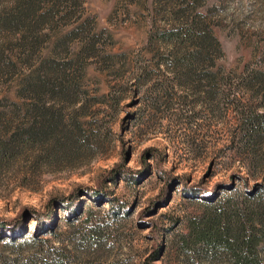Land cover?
<instances>
[{
    "label": "rangeland",
    "instance_id": "1",
    "mask_svg": "<svg viewBox=\"0 0 264 264\" xmlns=\"http://www.w3.org/2000/svg\"><path fill=\"white\" fill-rule=\"evenodd\" d=\"M191 22L231 81L209 101L162 87V39ZM252 113L264 116V0H0V264H229L186 238L206 208L264 211ZM28 212L51 214L49 228Z\"/></svg>",
    "mask_w": 264,
    "mask_h": 264
},
{
    "label": "trees",
    "instance_id": "2",
    "mask_svg": "<svg viewBox=\"0 0 264 264\" xmlns=\"http://www.w3.org/2000/svg\"><path fill=\"white\" fill-rule=\"evenodd\" d=\"M197 27L194 22H191L185 25L180 33L167 32L164 35L162 42L172 45L173 52L167 59V65L163 66L164 68L169 66L174 77L170 81L165 79V86L162 87L168 88L167 84L172 82L191 92L207 91L205 99L209 101L214 98L209 95V92L217 88L215 85L221 83L228 86L231 81H227L223 77L219 79L217 72L213 71L216 65L212 53L215 52L217 45L209 34L198 33ZM170 87L173 88V86ZM48 111L50 110L46 108L42 116H50ZM260 122L263 125L264 116L252 113L247 117L244 125L253 129L255 124ZM231 179L232 181L238 179L245 183V178L240 176L231 175ZM100 194L101 191L100 193L90 191L87 196L93 200L102 199ZM207 196L209 198L210 195ZM109 202L114 201L110 200ZM74 205L75 202L70 201L67 204L63 203L62 207L67 210L69 215L81 214L79 211L76 212ZM28 213L30 219L36 221V230L46 231L49 228L48 220H50L51 214L47 213L41 217L35 212ZM8 228V224L0 220V236H4L3 231ZM186 239L190 240L189 243L192 242L193 245L202 247V251L205 249L207 253H213V256L224 255L229 264H263L258 253L259 247L264 245V211L260 207H247L246 204L245 208L233 211L220 206L212 210L206 208L200 217L190 221ZM43 264L48 263L44 261ZM56 264L66 263L58 261Z\"/></svg>",
    "mask_w": 264,
    "mask_h": 264
}]
</instances>
